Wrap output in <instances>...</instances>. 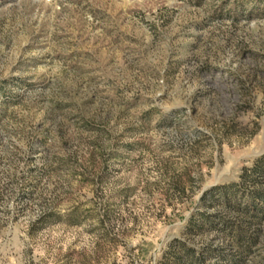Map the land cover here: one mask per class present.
Listing matches in <instances>:
<instances>
[{
    "label": "rangeland",
    "instance_id": "rangeland-1",
    "mask_svg": "<svg viewBox=\"0 0 264 264\" xmlns=\"http://www.w3.org/2000/svg\"><path fill=\"white\" fill-rule=\"evenodd\" d=\"M257 190L264 0H0V264H264Z\"/></svg>",
    "mask_w": 264,
    "mask_h": 264
},
{
    "label": "trees",
    "instance_id": "trees-1",
    "mask_svg": "<svg viewBox=\"0 0 264 264\" xmlns=\"http://www.w3.org/2000/svg\"><path fill=\"white\" fill-rule=\"evenodd\" d=\"M254 170L256 172H262L263 170V166L261 164L260 161L257 162V165L254 167ZM233 183H228V184H222V185H215L213 187H211L210 189L204 191L201 199L205 198V196L209 193H213V195L215 194V192L217 191V193L223 197L224 201L228 204V205H239L237 203L236 200V192L233 189ZM215 197V195H214ZM262 198V201H264V192H262L261 190H257V191H253L252 192V196L249 197V205L247 207V210L250 209V211L252 213H254V216H256L257 214L261 213L264 215V204L260 207H258L255 203L254 200L255 198ZM236 201H235V200ZM239 207V206H238Z\"/></svg>",
    "mask_w": 264,
    "mask_h": 264
}]
</instances>
